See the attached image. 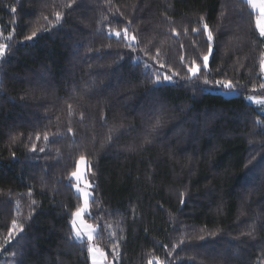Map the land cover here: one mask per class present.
<instances>
[{
  "label": "trees",
  "instance_id": "trees-1",
  "mask_svg": "<svg viewBox=\"0 0 264 264\" xmlns=\"http://www.w3.org/2000/svg\"><path fill=\"white\" fill-rule=\"evenodd\" d=\"M255 18L244 0H0V264H91L70 223L81 155L94 170L85 218L111 264H264ZM125 27L135 51L108 34ZM13 219L24 230L4 245Z\"/></svg>",
  "mask_w": 264,
  "mask_h": 264
},
{
  "label": "snow or ice",
  "instance_id": "snow-or-ice-1",
  "mask_svg": "<svg viewBox=\"0 0 264 264\" xmlns=\"http://www.w3.org/2000/svg\"><path fill=\"white\" fill-rule=\"evenodd\" d=\"M244 2L253 10V12H256L258 10V17L256 20V28L259 31V35L261 37H264V0H244ZM13 12L16 11L15 8L12 9ZM55 18L56 22L59 23L61 20V13L56 12L55 13ZM45 20L48 19V17H44ZM200 21L203 26V31L207 35V41H208V52H212V41H213V33L212 31L209 30V25L207 23H203L204 17H200ZM199 29L193 28L192 32L196 33L198 32ZM37 34L36 31H33L31 35L26 36V40H32L33 37H35ZM109 36H115L117 40L119 41L121 37L123 38L124 41H127L126 47L131 48L133 51L136 50L135 44L137 42V37L135 35H130L129 29L127 27L121 29L120 31L115 30L114 28L109 30ZM173 34H175V29H173ZM147 53V49L144 50ZM6 52V46L4 44H0V58H3L5 56ZM160 51L157 49L156 55L150 57L154 62L159 63L160 68H164L165 62L160 58ZM264 55V54H262ZM203 68L207 69L208 67V55H203ZM140 58L136 57V61H139ZM183 61V58H182ZM135 62V61H134ZM187 66V65H186ZM144 67L146 69L151 70L152 65L148 63H144ZM260 68L261 71L264 72V59L261 60L260 63ZM169 71L171 69L169 68ZM201 68L200 66L196 63L195 60L191 62L190 66H187V72L189 74V78H194L198 77V73H200ZM152 75L155 77L154 82L155 83H160L161 82V77L163 81H171L172 77L177 75L176 72H172V75H166L160 72H154ZM204 83L207 84L208 80L205 79ZM216 84L219 86H222L225 90H234V85L233 82L231 81H216ZM261 88H264V84L260 85ZM248 99L253 100L255 103L258 104H264V100H256L254 97H248ZM69 114L71 115V106H69ZM159 125V121L157 122V126ZM71 131V129H69ZM116 131V129H110V132ZM39 139V136L37 137ZM45 141L48 140V136L45 135L44 137ZM111 139V136H109V140ZM33 150H35V144H33ZM40 151H44L43 148L40 149ZM89 174L94 175V170L90 162L86 159L84 155H81L78 160L76 161V170L70 173V182L74 181L72 183V187L75 188L76 193L78 194V199H80L81 203L76 207L75 211L72 213V219L70 221L72 225V240L76 244H83L85 237L87 238L88 241V247L87 251L89 253V256L92 260V264H101L103 258H104V253L97 247H95L92 243L94 235H97V228L94 227L93 225L85 223L84 217L89 216L91 218L89 209H90V204L89 201L90 199L94 198L92 197V187H93V182L89 180L87 177ZM29 195H31V192H29ZM181 203H184L183 196L184 194L181 193ZM32 204H35V201H32ZM19 207V205H18ZM23 225L20 224L16 219H13L11 222V226L8 228L7 235L3 237V244L7 245L10 242L13 241V238L16 237L17 233H22L23 232ZM246 235L251 236L253 234V230L250 229L249 232L245 233ZM203 239V237H200ZM117 247V246H114ZM0 249H3V245H0Z\"/></svg>",
  "mask_w": 264,
  "mask_h": 264
},
{
  "label": "rangeland",
  "instance_id": "rangeland-1",
  "mask_svg": "<svg viewBox=\"0 0 264 264\" xmlns=\"http://www.w3.org/2000/svg\"><path fill=\"white\" fill-rule=\"evenodd\" d=\"M256 13V18H255V25H256V20H257V17H258V15H259V13H258V10L255 12ZM258 30V29H257ZM130 33V32H129ZM130 35H132L131 33H130ZM1 38V37H0ZM264 38V37H263ZM0 44H4L3 43V41H2V39H0ZM5 45V44H4ZM6 46V45H5ZM0 61H1V58H0ZM262 76H263V78H264V72H262ZM220 93H222L223 95H225V96H234V95H236L237 94V92L236 91H234V90H232V91H220ZM250 97V96H249ZM251 97H254L256 100H264V98L263 97H256V96H251ZM247 100L251 103V104H253L254 106H256V107H258L263 113H264V104H258V103H255L253 100H250V99H248L247 98ZM76 170V169H75ZM74 170V171H75ZM89 180H91V178H90V176H88L87 177ZM71 183H74V181H71ZM74 188V187H73ZM74 190H75V188H74ZM76 192V191H75ZM84 220H85V223H87V224H90V225H93V224H91V223H89L87 220H86V218L84 217ZM94 227H96L97 228V226L96 225H93ZM73 234V233H72ZM95 236V235H94ZM84 241H86V245H87V247H88V241H87V238L85 237V240ZM92 243H93V245L95 246V247H97V248H99L95 243H94V238H93V241H92ZM100 249V248H99ZM101 250V249H100ZM102 251V250H101ZM103 252V251H102ZM104 253V252H103ZM90 257V256H89ZM157 259H153L152 260V262H151V264H160L158 261H156ZM90 261H91V264H92V260H91V258H90ZM101 264H111V262H108L107 260H106V257H105V253H104V258H103V260H102V262H101Z\"/></svg>",
  "mask_w": 264,
  "mask_h": 264
}]
</instances>
